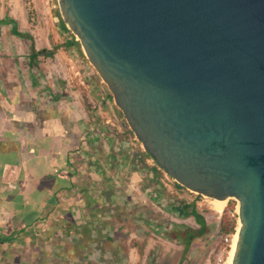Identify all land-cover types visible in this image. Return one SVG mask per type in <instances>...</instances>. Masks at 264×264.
<instances>
[{
  "label": "water",
  "instance_id": "obj_1",
  "mask_svg": "<svg viewBox=\"0 0 264 264\" xmlns=\"http://www.w3.org/2000/svg\"><path fill=\"white\" fill-rule=\"evenodd\" d=\"M58 5L143 150L187 190L239 203L232 264H264V0Z\"/></svg>",
  "mask_w": 264,
  "mask_h": 264
},
{
  "label": "rangeland",
  "instance_id": "obj_2",
  "mask_svg": "<svg viewBox=\"0 0 264 264\" xmlns=\"http://www.w3.org/2000/svg\"><path fill=\"white\" fill-rule=\"evenodd\" d=\"M58 12L60 13L58 0H0V19L11 14L18 16L17 27L33 38L31 40L13 36L10 29L5 28L0 51L16 57L29 55L32 45L37 51L49 50L54 56L41 54L44 57L35 60V68L28 69L27 56L18 62L19 68L26 70L25 87L30 84L29 80H32L28 72L33 69L32 76L41 83L33 90L48 94L49 85H52L60 92L64 86H61L63 81L68 87L71 85L73 90L79 89L76 93H71L73 100L78 96L79 100H84L85 105L89 101L94 106L93 92H102L101 96H106L108 91L86 58L82 46L83 54L78 47L69 46L68 42L74 37L62 29ZM63 55H74L75 58L62 59ZM9 63L10 60L5 59L0 64H5L4 68L12 75L14 70L10 69ZM12 63L15 67L16 63ZM80 71L82 75L78 73ZM84 76L89 77L88 84L84 81ZM11 82L17 84L15 80ZM90 84H93L95 89H92ZM30 93H26L29 100L33 99ZM40 94L37 93L38 100ZM42 95L44 96L43 93ZM105 105L106 107L101 106L98 110L100 116L103 117L104 123L114 126L121 134L124 129L119 122L114 100H107ZM91 116L93 115L90 111ZM128 138L126 141H120L117 148L123 144L121 148L128 150L124 155L132 156L136 147H142V144L135 139L134 134ZM103 146L106 151L109 150L107 139L104 140ZM147 162L156 166L151 158H147ZM90 165L94 166L95 173V163ZM118 168L119 170L114 166L107 169L104 177L110 181L105 180L102 185L103 180H96L95 175H90L87 181L82 177L84 182L78 178L81 185L76 190V197L64 198V205L59 209L53 207L54 209L50 210L48 206L43 211V214L59 212L64 215L70 206L72 218L76 221H50L51 217H46V220H42L40 225L35 227V231L32 230L35 232L34 236L31 232L29 236L21 237L20 247L13 246L15 251L10 256H17L16 250L19 248L18 255L24 264H213L221 254L227 264L231 241L226 244L223 239L226 235L221 237L215 233L227 205L233 203L238 210L239 203L236 200L227 199L223 212L218 213L212 208V198L187 190L160 167H157L158 176L143 166H135L129 159L118 164ZM104 190L109 193L108 199ZM168 200L195 202L197 209L206 217L207 223L213 226V231L194 240L187 249L181 242L168 239L163 231L171 223L200 227L193 217L179 218L175 212L170 211ZM79 215H83L81 219ZM227 235L230 238L234 236ZM29 242L34 246L32 247V243L29 246ZM22 246L25 249L23 253ZM27 248L30 249L26 251Z\"/></svg>",
  "mask_w": 264,
  "mask_h": 264
},
{
  "label": "crops",
  "instance_id": "obj_3",
  "mask_svg": "<svg viewBox=\"0 0 264 264\" xmlns=\"http://www.w3.org/2000/svg\"><path fill=\"white\" fill-rule=\"evenodd\" d=\"M17 17L12 14L6 18L1 17L0 46L2 34L6 33L5 28H9L12 33L13 27L12 23L3 20L11 18L16 24ZM18 30L21 31L20 28ZM12 35L16 36L13 33ZM26 56L28 69L35 68V62L44 57L41 54L36 59H32L31 54ZM26 56L15 57L0 51V63L8 59L10 69L14 70L10 75V71L4 68L5 64H0V236L10 233L14 235L11 242L0 241V264H24L18 255L19 248L16 250L17 256H10L15 251L13 246L20 247L19 242H22L23 235L29 236L33 233L34 236L35 232L32 230L35 231V227L42 220L50 217V221L73 220L70 206L64 215L59 212L43 214V211L48 206L50 210L53 207L59 209L64 205V198L76 197V190L81 185L78 178L90 179V175H95L96 180H103L101 185L105 181L104 170L99 164L105 135L95 117H90L84 100H79L78 96L73 100L71 93H76L79 89L73 90L70 83L68 87L62 81L61 86H64L60 92L49 85L48 94L43 91V96L40 90H33L41 84L39 79L32 76L33 69L28 72L32 80L25 87L26 70H21L18 62ZM63 57L62 59L66 57L69 60L75 58L74 55ZM12 62L16 63L15 67ZM78 73L81 74L82 71ZM88 78L84 76L87 84ZM12 80L17 84L12 83ZM26 93H30L34 100L27 99ZM37 93L40 94L39 100ZM109 156L111 159L115 158L111 152ZM93 163L96 165L95 173L94 166L90 165ZM116 166L119 170L118 164ZM19 194L23 197L21 203L29 204L39 214L37 222L24 231L21 229V217L14 211ZM79 216L81 219L83 215ZM31 243L28 245L31 246ZM28 249L30 248L26 251ZM23 252L25 249L22 246L21 253Z\"/></svg>",
  "mask_w": 264,
  "mask_h": 264
},
{
  "label": "trees",
  "instance_id": "obj_4",
  "mask_svg": "<svg viewBox=\"0 0 264 264\" xmlns=\"http://www.w3.org/2000/svg\"><path fill=\"white\" fill-rule=\"evenodd\" d=\"M58 16L60 18L61 21V27L63 30L68 31L69 33L72 34V36L74 38H72V40H70L69 46H76L78 47V50L80 51L81 54H83V51L81 49V45L79 43V41L75 40V35L67 28V26L65 25L61 14L58 12ZM4 22H8V23H12V33L14 35H16L19 38H28L33 40L32 36L29 33H25L22 32L20 30H18L14 20H12L11 18H8L6 20H3ZM2 21V22H3ZM31 58L32 59H36L37 56H39L40 54H44L47 56H52L53 54L50 51H47L46 49L41 50V51H37L34 47V45H32L31 51ZM100 79V78H99ZM90 83V82H89ZM92 89H95V86H93V84H90ZM103 85L106 87L108 93L106 96H101L100 94H94L95 96V105L93 106L92 104H90L91 102L87 101L86 105L89 108V110L91 111L92 115L95 117L96 121L98 122V125H101V128L103 130L104 133V137L105 139L108 137V141H109V152L107 153V151L102 148L100 149L104 154H106V156L101 152L102 158L100 159V165L104 170V174L107 171L108 168H113L114 166H116V164H120L123 163L124 160H132L135 164V166H138L139 168H141L142 166L145 167L148 170L153 171L155 176H158V170L157 167L158 164L156 163V161L153 159V157L146 152L145 150H143V148L141 146L136 147L135 149V153L130 156V155H124L126 153H128V150H126L125 148H121V146L123 147V144H120V148H117V145L120 143V141H126L128 140V136L133 135V132L131 131V129L128 127V124L120 110V108L118 106L115 105V107L117 108L118 111V117H119V122L121 123L124 131L120 134L117 129L108 124V123H104L103 119L101 118V116L97 113V110L99 107H106V101L107 100H113L112 97V93L109 90V88L107 87V85L105 83H103ZM98 86H96V90H97ZM32 101L34 100L31 99ZM113 154L115 155L114 159H111L109 154ZM131 153V152H130ZM118 154V155H117ZM131 158V159H130ZM147 158H151L154 160L156 166H153L151 164H149L147 162ZM103 164V165H102ZM86 181L88 180L87 177H85ZM104 180H106L107 182H109L110 180H108L106 177L104 178ZM105 191V190H104ZM106 193V191H105ZM19 199H18V203L16 202L15 204V208L14 211L16 213H18V215L21 217V224L22 227L21 229L24 231L26 228L31 227L34 225V223L37 222L38 218H39V214L36 210H34L29 204L27 203H21L22 202V194L18 195ZM109 198V193H106V199ZM168 205H169V209L170 211H173L176 213L177 216H179V218H188V217H193L196 222L200 225L199 228H194L188 224H184V223H171L169 224V226L166 227V229H164L163 233L164 235L172 240V241H177V242H181L182 244H184L185 248H189L190 245L192 244V242L198 238H200L201 236H206L208 234H210L213 231V226L211 224H208L206 221V217L197 209L196 203L195 202H188L185 200H168ZM62 220H60L61 222ZM69 221H76V220H69ZM238 225V214L236 212V206L233 203H230L227 205V208L225 210V214L222 218V220L218 223L217 225V231H216V235L219 236H224L227 234H235L236 233V228ZM78 228V227H77ZM15 230H12V232ZM14 239V235L12 233L8 234L7 236H0V241H8L11 242Z\"/></svg>",
  "mask_w": 264,
  "mask_h": 264
},
{
  "label": "bare ground",
  "instance_id": "obj_5",
  "mask_svg": "<svg viewBox=\"0 0 264 264\" xmlns=\"http://www.w3.org/2000/svg\"><path fill=\"white\" fill-rule=\"evenodd\" d=\"M226 200L212 199L211 200L212 208L216 212L222 213L223 210H224L225 204H226ZM239 228H240V222H238L236 233L234 234L233 239L231 241V250H230V254H229V258H228L227 264H232L233 254H234V251H235V248H236L237 239H238Z\"/></svg>",
  "mask_w": 264,
  "mask_h": 264
},
{
  "label": "built area",
  "instance_id": "obj_6",
  "mask_svg": "<svg viewBox=\"0 0 264 264\" xmlns=\"http://www.w3.org/2000/svg\"><path fill=\"white\" fill-rule=\"evenodd\" d=\"M108 122H110L109 120H108ZM136 139V138H135ZM236 211H238L237 209H236ZM237 229V228H236ZM234 235V234H233ZM224 241L226 242V244L229 242V241H232V239H233V236L230 238V236L229 235H226V236H224ZM229 246L231 247V242L229 243ZM230 252V251H229ZM213 264H225V261L223 260V257H222V255L220 254L217 258H216V260H215V262L213 263Z\"/></svg>",
  "mask_w": 264,
  "mask_h": 264
}]
</instances>
